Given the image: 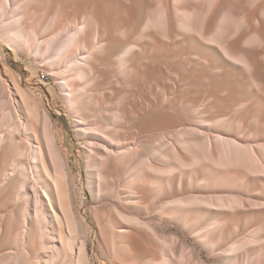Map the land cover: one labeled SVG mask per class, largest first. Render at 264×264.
<instances>
[{
  "label": "rangeland",
  "instance_id": "obj_1",
  "mask_svg": "<svg viewBox=\"0 0 264 264\" xmlns=\"http://www.w3.org/2000/svg\"><path fill=\"white\" fill-rule=\"evenodd\" d=\"M73 1L33 4L30 23L45 36L53 34L56 6L66 10ZM49 20L53 26L45 30ZM137 32L130 31L131 40ZM252 33L260 38L251 41ZM187 34L138 39L124 62L122 53L99 54L93 79L77 100L105 127L109 149L121 152L134 144L111 159L99 184L76 123L79 103L63 96L45 61L2 45L8 72L20 76L24 92L10 78V96L0 97V136L6 142L0 148V264H79L69 247L85 238L88 264H148L149 257L137 251L141 235L158 255L171 247L175 260L189 264L197 258L219 264L220 249L214 247L229 242L226 232L231 240L259 233V244L227 253L224 264H245L264 252V25L232 32L228 52L212 35ZM44 108L70 156L66 165L56 160V169L34 170L46 192L42 207L35 208L34 197L27 200L21 189L25 175L29 184L33 179L19 164L30 159L26 148L36 145L32 127ZM14 124L25 125L22 133ZM229 197L249 207L220 208L221 198ZM181 212L189 224L179 220ZM194 232L213 236L216 246Z\"/></svg>",
  "mask_w": 264,
  "mask_h": 264
},
{
  "label": "bare ground",
  "instance_id": "obj_2",
  "mask_svg": "<svg viewBox=\"0 0 264 264\" xmlns=\"http://www.w3.org/2000/svg\"><path fill=\"white\" fill-rule=\"evenodd\" d=\"M40 1L0 0V48L2 49L3 45L9 49L14 48L23 51L31 55L39 64L45 61L42 64V66L44 65L43 68L54 76L65 98L75 99L73 100L74 104L79 103L77 96L85 91V87L93 79L91 75L100 60L99 54L118 55L122 53L120 58L124 62L126 54L139 47L136 43L138 39L148 40L150 39L148 38L149 36L158 39L169 37L176 31H181L184 34L188 33L187 35L189 36L195 33L203 36L212 35L213 38L222 40V47L224 51L228 52V49L233 48L226 44V38L232 32H236L245 24L264 25V0H75L66 10L56 6V16L59 19L56 31L45 36L43 34L44 30H37L30 23L32 6L33 4L37 6ZM246 8H250V10L248 9L250 11L249 14L243 12ZM52 26L53 20H49L44 29L49 30ZM133 29L138 30L136 36L134 35V41L133 39L131 40L133 36L130 33ZM122 37L126 38L123 39ZM259 38L258 33H252L250 40L254 41ZM241 61L248 64L245 56ZM5 62V56L0 52V97L5 94L10 96L11 91L8 84L10 78L13 79L15 89L19 92H24V88L20 84V76L14 77V75L10 74ZM120 63H118L119 66H121ZM89 96L91 97V95ZM81 99L84 100L83 98ZM84 109L80 103L77 105L75 112H77L78 119L76 123L78 130L82 131L86 138L85 153L87 162L92 167L93 174L97 176L96 178H99L96 179L99 184L100 178L105 179V175L108 173V164L111 159L124 156L126 151H130L134 144L128 143L129 146L126 147V150L121 152L109 149V138L107 137L109 134L105 127L92 121ZM41 115V122H37L32 127L36 145L29 143L26 148L30 159L19 164V170L29 173L33 179L31 184H29L26 179L27 175H25L21 183V189L22 195L27 200H31L34 197L35 208L42 207L40 196L41 193L45 194L46 192L43 189L44 185L41 186L40 183L34 180V170L39 166L44 169L49 167L56 169V160L59 161V165H66L70 156L68 149L63 146L61 129L51 120L49 111L44 108L41 110ZM24 127V124L23 126L22 124H14L12 129L22 133ZM5 143L2 136H0V148ZM129 199L134 201L133 193L129 194ZM245 202L244 200L239 201L234 197L221 198L219 206L220 208L242 206L241 209H245L249 207V204ZM184 208L181 207L178 211H183ZM180 215H183L182 212L178 217ZM179 220L186 225L189 224L188 219L183 216ZM248 232L250 233V231ZM227 233L223 236L229 238V242L220 244V247L214 244L213 236L203 232H194L193 235L196 234L200 240L211 247L216 246L214 248L220 249L216 256L219 264L225 263L226 259L224 258H226L225 255L227 253L231 252L234 254L235 251L240 253L249 243L250 246L259 244V233L253 235L251 232L249 235L246 234L247 236L245 237L241 233L240 236L243 237L238 239L236 237L234 240H231V236L228 237ZM145 238L143 235L136 238V246L138 254L149 257V259L145 258L148 264H189L185 261L175 260L174 251L171 247L165 248L167 254L158 255L153 247H149L150 245H148ZM87 241L86 238L79 239L75 246L69 247V252L72 253L71 258L78 260L76 262L79 264H88L89 262ZM49 251L53 255L56 253L51 246ZM188 251L193 256V252L189 249ZM63 255L67 256V253L64 254L63 252ZM47 259L49 258L47 257ZM56 264H61V262L56 260ZM193 264L204 263L197 258ZM245 264H264V252L247 260Z\"/></svg>",
  "mask_w": 264,
  "mask_h": 264
}]
</instances>
